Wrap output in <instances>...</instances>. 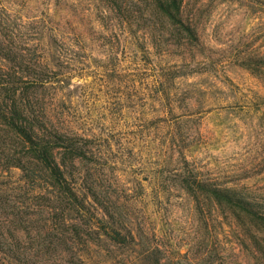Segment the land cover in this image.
<instances>
[{"label":"rangeland","instance_id":"rangeland-1","mask_svg":"<svg viewBox=\"0 0 264 264\" xmlns=\"http://www.w3.org/2000/svg\"><path fill=\"white\" fill-rule=\"evenodd\" d=\"M160 1L0 0V72L112 174L123 207L107 208L138 244L102 264H264V0H177V21ZM24 179L0 161L1 193L20 199ZM13 208L46 225L26 233ZM46 210L0 207V239H44Z\"/></svg>","mask_w":264,"mask_h":264},{"label":"trees","instance_id":"trees-1","mask_svg":"<svg viewBox=\"0 0 264 264\" xmlns=\"http://www.w3.org/2000/svg\"><path fill=\"white\" fill-rule=\"evenodd\" d=\"M157 5L163 15L178 20L181 2L168 0ZM0 19L4 20L1 16ZM1 28L7 27L0 25ZM9 46L10 41L0 38V58L8 57L5 51H9ZM10 71L0 72V121L13 144L8 149L0 145V161L20 168L25 179L21 200L0 192V207H45L43 212L51 220L44 239L31 237L24 243L0 239V264H7L13 253H18L21 260L27 258L30 264H53L49 255L54 252L63 254L69 264H87L88 255L95 261L93 264H102L107 252H136L138 240L133 229L121 226L120 213L107 208L123 206L118 203L112 174L107 172L105 163H88V140L81 141L62 123H56L35 92L30 93V86L22 87ZM80 164H85L82 171ZM79 176L83 184L77 182ZM13 210L15 217L25 222L28 234L46 225L24 221V211ZM108 214L113 218L111 223L106 219ZM145 242L142 250L151 254L153 249L147 239Z\"/></svg>","mask_w":264,"mask_h":264}]
</instances>
